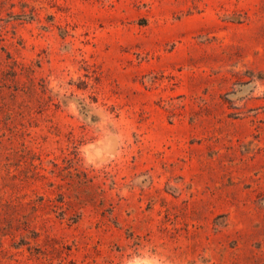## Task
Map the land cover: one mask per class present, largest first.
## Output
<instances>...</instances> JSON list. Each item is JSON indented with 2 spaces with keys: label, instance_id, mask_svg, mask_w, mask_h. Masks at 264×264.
Segmentation results:
<instances>
[{
  "label": "rangeland",
  "instance_id": "obj_1",
  "mask_svg": "<svg viewBox=\"0 0 264 264\" xmlns=\"http://www.w3.org/2000/svg\"><path fill=\"white\" fill-rule=\"evenodd\" d=\"M0 264H264V0H0Z\"/></svg>",
  "mask_w": 264,
  "mask_h": 264
}]
</instances>
